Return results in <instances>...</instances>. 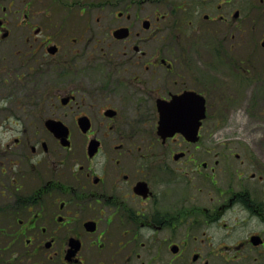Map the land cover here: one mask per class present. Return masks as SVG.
Instances as JSON below:
<instances>
[{
  "label": "flooded vegetation",
  "instance_id": "obj_1",
  "mask_svg": "<svg viewBox=\"0 0 264 264\" xmlns=\"http://www.w3.org/2000/svg\"><path fill=\"white\" fill-rule=\"evenodd\" d=\"M235 46L264 95V0H0V264H264V164L209 145L230 102L198 76ZM181 95L194 143L157 135Z\"/></svg>",
  "mask_w": 264,
  "mask_h": 264
},
{
  "label": "rangeland",
  "instance_id": "obj_2",
  "mask_svg": "<svg viewBox=\"0 0 264 264\" xmlns=\"http://www.w3.org/2000/svg\"><path fill=\"white\" fill-rule=\"evenodd\" d=\"M94 13V11L87 12V15ZM104 16L109 21L110 16H107V14ZM92 19L90 21L91 28H97L95 20ZM10 28L12 36L8 45L4 48L6 54H10L14 49L15 28ZM206 43L207 41L198 38L190 51V57H193L195 52L201 54L202 51H207L205 48ZM230 51L229 64L218 65L215 59L212 60L214 55L206 58V55L202 53V62L210 61V63H213V68L198 67V76L201 82L206 83L208 79H212L214 84H220L219 91H226L227 100L230 102L226 106L219 105L215 108L217 109V115L216 113L214 114V119L216 118L214 120V129L217 133L214 134L213 138L211 137L209 145L220 146L225 144L235 149L246 148L253 154L255 152V156L264 164V124L262 122L264 120V95L260 93L257 80L245 81L244 74L241 73L240 81L238 76L232 72L233 63L239 57L240 50L235 46L234 49L230 48ZM7 90V93L9 91L13 92V88ZM56 109L61 111L58 108ZM68 122L74 130L71 120H68ZM207 125H210L209 120H207Z\"/></svg>",
  "mask_w": 264,
  "mask_h": 264
},
{
  "label": "water",
  "instance_id": "obj_3",
  "mask_svg": "<svg viewBox=\"0 0 264 264\" xmlns=\"http://www.w3.org/2000/svg\"><path fill=\"white\" fill-rule=\"evenodd\" d=\"M186 97L185 95L174 97L169 103L158 102L157 134L163 139L175 132H181L188 141H196L197 128L204 117V101L198 97V104L193 101L188 103ZM192 97L195 99V96ZM46 125L56 137L63 140L67 136V128L61 122L48 121ZM78 125L82 131L88 127L86 119H79ZM63 145L68 143L63 142Z\"/></svg>",
  "mask_w": 264,
  "mask_h": 264
}]
</instances>
